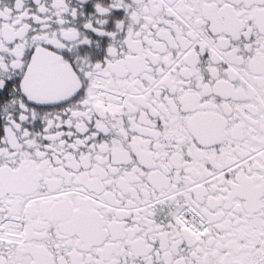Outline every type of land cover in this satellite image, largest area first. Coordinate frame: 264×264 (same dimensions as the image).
Wrapping results in <instances>:
<instances>
[{
  "label": "snow or ice",
  "instance_id": "6c2138e0",
  "mask_svg": "<svg viewBox=\"0 0 264 264\" xmlns=\"http://www.w3.org/2000/svg\"><path fill=\"white\" fill-rule=\"evenodd\" d=\"M0 264H264V0H0Z\"/></svg>",
  "mask_w": 264,
  "mask_h": 264
}]
</instances>
